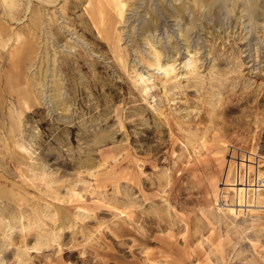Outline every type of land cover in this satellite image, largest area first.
Masks as SVG:
<instances>
[{
  "label": "rangeland",
  "instance_id": "obj_1",
  "mask_svg": "<svg viewBox=\"0 0 264 264\" xmlns=\"http://www.w3.org/2000/svg\"><path fill=\"white\" fill-rule=\"evenodd\" d=\"M263 116L264 0H0V264H264Z\"/></svg>",
  "mask_w": 264,
  "mask_h": 264
},
{
  "label": "bare ground",
  "instance_id": "obj_2",
  "mask_svg": "<svg viewBox=\"0 0 264 264\" xmlns=\"http://www.w3.org/2000/svg\"><path fill=\"white\" fill-rule=\"evenodd\" d=\"M169 71H172V70H169ZM259 123H260L261 126H264V116H263V118L260 120ZM180 131H181V130H180ZM253 153H254V152H253Z\"/></svg>",
  "mask_w": 264,
  "mask_h": 264
}]
</instances>
